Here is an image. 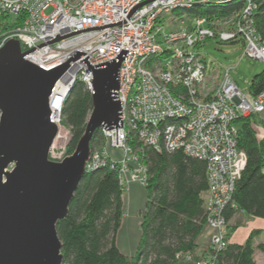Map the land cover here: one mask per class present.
I'll return each mask as SVG.
<instances>
[{
  "label": "built area",
  "instance_id": "1",
  "mask_svg": "<svg viewBox=\"0 0 264 264\" xmlns=\"http://www.w3.org/2000/svg\"><path fill=\"white\" fill-rule=\"evenodd\" d=\"M145 0H0V48L11 38L22 50L77 29L124 20L131 9ZM236 0H151L142 4L124 24L81 31L48 43L24 56L51 69L66 62L78 50L86 54L74 60L57 81L50 100L51 120L59 131L50 159L62 161L71 126L63 122V106L77 80L93 91L92 64L117 57L122 60L118 96L122 104V126L99 132L105 144L91 148L85 173L98 168L116 170L121 184L148 183L145 147L183 149L207 161L206 224L215 232L205 253H179L193 264H217L229 241L225 209L232 202L236 183L247 164L240 149L242 116L264 111V91L255 95L242 90L231 75L208 66L197 48L210 38L241 41V57L264 62V38L255 23L258 0H239V8L222 15H192L196 5H227ZM14 22H10L11 17ZM184 88L185 91L184 92ZM65 131V134H63ZM63 140L62 142H59ZM118 150L121 158L109 149Z\"/></svg>",
  "mask_w": 264,
  "mask_h": 264
},
{
  "label": "trees",
  "instance_id": "2",
  "mask_svg": "<svg viewBox=\"0 0 264 264\" xmlns=\"http://www.w3.org/2000/svg\"><path fill=\"white\" fill-rule=\"evenodd\" d=\"M242 3L236 0L227 5H196L190 13L222 15ZM258 4L255 23L264 38V0H258ZM4 19L7 18L0 17V25ZM249 90L255 95L264 91V70L252 78ZM92 108L91 91L77 80L62 111L64 124L71 126L69 154L84 134ZM258 115L236 120L238 146L247 153V164L236 183L232 202L225 209L227 223L239 211L264 218V139L258 138L253 125ZM104 144L98 130L91 148ZM145 163L149 173L144 185L148 202L135 254L127 255L118 246V232L125 214V187L116 170L98 168L85 173L67 216L58 223L65 264H193L177 255L192 252L199 256L196 239L206 225L207 216V161L183 149L146 146ZM256 248L264 253V243L256 245L253 236L243 244L229 242L219 254L217 264H257Z\"/></svg>",
  "mask_w": 264,
  "mask_h": 264
},
{
  "label": "water",
  "instance_id": "3",
  "mask_svg": "<svg viewBox=\"0 0 264 264\" xmlns=\"http://www.w3.org/2000/svg\"><path fill=\"white\" fill-rule=\"evenodd\" d=\"M145 0L121 21L74 30L23 51L18 39L0 48V264H65L58 223L74 199L98 130L122 126L118 96L119 70L129 50L92 65V111L74 151L62 161L50 159L58 134L51 120L50 100L68 66L86 52L77 51L66 62L44 69L24 56L48 43L89 30L124 24Z\"/></svg>",
  "mask_w": 264,
  "mask_h": 264
},
{
  "label": "crops",
  "instance_id": "4",
  "mask_svg": "<svg viewBox=\"0 0 264 264\" xmlns=\"http://www.w3.org/2000/svg\"><path fill=\"white\" fill-rule=\"evenodd\" d=\"M261 121L259 127L254 125L257 136L264 139V111L258 115ZM109 152L117 158H121L118 150L109 149ZM207 198V192L205 194ZM148 192L146 187L138 181H129L124 190V218L118 232V246L127 255L135 254L141 236L142 221L147 207ZM227 235L230 243H245L253 236L255 244L264 243V218L249 215L239 211L233 219L227 223ZM215 230L206 224L196 239V252L201 255L208 249L210 239ZM254 258L257 264H264V253L256 248Z\"/></svg>",
  "mask_w": 264,
  "mask_h": 264
},
{
  "label": "rangeland",
  "instance_id": "5",
  "mask_svg": "<svg viewBox=\"0 0 264 264\" xmlns=\"http://www.w3.org/2000/svg\"><path fill=\"white\" fill-rule=\"evenodd\" d=\"M15 17L10 18V22H14ZM199 53L204 57L208 66L214 68L215 70H219L223 74L227 68H231V75L234 80L237 82L239 87L248 92L250 83L252 78L262 70H264V62L244 57L241 59L245 46L244 44L239 42H231V41H219L215 38H210L208 41L203 43L201 46L197 48ZM260 118L257 116L255 118V125L261 124ZM65 134V131H63ZM71 135L68 140H65L67 147L70 142ZM63 140L59 141L62 142ZM228 236V235H227ZM131 255V253L129 254Z\"/></svg>",
  "mask_w": 264,
  "mask_h": 264
}]
</instances>
